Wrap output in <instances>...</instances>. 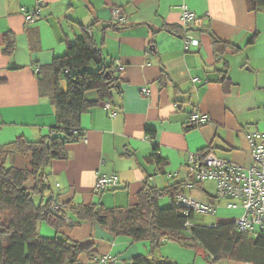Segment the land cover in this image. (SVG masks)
I'll return each instance as SVG.
<instances>
[{"label": "crops", "instance_id": "crops-1", "mask_svg": "<svg viewBox=\"0 0 264 264\" xmlns=\"http://www.w3.org/2000/svg\"><path fill=\"white\" fill-rule=\"evenodd\" d=\"M39 1L43 6L37 20L27 22L22 9L34 11ZM183 4L198 19L190 27L200 40L194 52H186L183 46L187 30L178 8ZM113 8L123 11L125 24L113 21ZM84 28L102 47L106 64L117 68L119 87L110 99L83 115L86 139L68 146V160L54 161L46 169L50 188L45 199L125 208L134 202L146 179L157 186L188 179L192 152L210 150L220 159L251 164L246 134L264 129V11H252L248 0H0V146L17 139L41 141L54 134L55 111L39 95L36 71L65 55L69 44L87 35ZM7 33L15 39L12 55L4 53ZM214 36L239 50H228L217 59ZM117 61L125 65V71H119ZM225 68L231 80L229 91L220 84ZM144 88L148 96L142 95ZM86 98L98 100V95L90 92ZM106 102L116 117L104 109ZM195 110L206 113L209 121L187 130ZM149 131L155 132L159 155L167 161L164 172L148 160L153 152ZM31 160L30 154L16 155L7 164L27 169ZM99 174L117 175L121 187L96 194ZM30 180L28 188L34 186ZM193 193L206 201L204 191L194 188ZM169 204L168 199L161 201L163 207ZM231 210L242 214L240 209ZM69 217L75 220L73 214ZM226 222L234 220L220 218L210 226ZM39 232L45 238L60 235L46 223L39 224ZM61 232L81 245H91L95 256H117L113 264H133L135 257L150 254L148 242L114 237L89 222ZM155 257L176 264H249L214 263L204 250L173 242H165ZM90 261L86 254L80 257V264Z\"/></svg>", "mask_w": 264, "mask_h": 264}, {"label": "trees", "instance_id": "trees-1", "mask_svg": "<svg viewBox=\"0 0 264 264\" xmlns=\"http://www.w3.org/2000/svg\"><path fill=\"white\" fill-rule=\"evenodd\" d=\"M248 2L252 11H264V0ZM32 12L37 14V11ZM86 34L69 44L65 55L55 57L50 64L41 66L37 75L39 95L48 100L55 111L54 134L41 141L17 139L0 146V264H80L83 254L93 259L95 254L91 245H81L61 232L85 222L100 226L114 237L129 238L132 242H148L150 254L135 257L133 264H176L167 258L155 257L165 242L196 251L202 249L214 263L233 260L264 264V233L253 236L239 232L235 221L212 226L197 224L193 220L196 214L201 213L187 212L176 203L179 196L183 195L217 206L224 201L218 198L215 181H196L189 176V171L188 179H174L172 184L165 187L154 185L146 179L134 202L125 208H107L100 203L75 204L73 201L58 204L55 197L45 199L44 193L50 188L45 183L46 169L54 161L68 160V146L82 138L83 115L110 99L113 91L119 87L117 68L114 64H106L102 47L97 45L92 35ZM213 38L217 59L223 58L228 50H239L227 41L215 36ZM4 41L5 55H12L16 48L14 35L7 33ZM91 65L97 69L89 70ZM226 69L221 71L220 84L224 91H229L231 80ZM91 91L97 93L98 100L86 98V94ZM201 126L190 125L187 130ZM147 134L153 144V152L148 160L160 172H164L167 161L159 155V146L154 141L155 132L149 131ZM210 152L201 151L205 154ZM26 154L32 157L29 168L7 166L9 157ZM170 177L176 178V175ZM30 179H33L34 186L28 188L26 184ZM205 182L215 184L214 196L203 190ZM194 188L207 193L206 201L190 194ZM37 197L40 199L38 202ZM163 199L170 201L169 206H161ZM218 208L212 215L216 214ZM70 214L74 215L75 220L69 217ZM40 223H46L60 235L55 238L41 236Z\"/></svg>", "mask_w": 264, "mask_h": 264}, {"label": "built area", "instance_id": "built-area-1", "mask_svg": "<svg viewBox=\"0 0 264 264\" xmlns=\"http://www.w3.org/2000/svg\"><path fill=\"white\" fill-rule=\"evenodd\" d=\"M43 2L39 1L34 11H39ZM182 23L188 27L197 21V15L187 5H180ZM22 13L26 16L27 22H35L36 14L23 8ZM113 21L117 24H125L127 19L120 8L112 11ZM90 33L89 29H86ZM184 50L194 52L200 48L199 39L190 32L184 36ZM119 71H125V65L116 62ZM39 73V69L36 71ZM198 79H193L197 82ZM142 95L148 96L149 90L142 89ZM104 109L110 117H116L117 112L109 102L104 103ZM209 121V116L201 111H193L189 117V123L194 126H201ZM83 135V134H82ZM251 145L252 162L244 166L218 158L210 153H190L188 156V171L196 181L213 180L217 184L218 198L224 200L228 209L242 210L241 216L235 221L239 232L258 236L264 233V129L246 134ZM83 140L86 138L83 137ZM154 181V178H150ZM45 183L48 184L45 177ZM121 187L117 175H97L94 191L104 193L109 190H116ZM177 204L181 205L187 212L195 211L201 214H214L219 207L210 203H202L190 196H179ZM58 208V207H57ZM258 228V231L255 229ZM117 256L106 254L95 256L89 264H113L117 262Z\"/></svg>", "mask_w": 264, "mask_h": 264}, {"label": "rangeland", "instance_id": "rangeland-1", "mask_svg": "<svg viewBox=\"0 0 264 264\" xmlns=\"http://www.w3.org/2000/svg\"><path fill=\"white\" fill-rule=\"evenodd\" d=\"M113 9H115V8H113ZM113 9H112V11H113ZM37 18V17H36ZM37 20V19H36ZM198 20V19H197ZM197 21H195V23H196ZM183 24V23H182ZM183 27L184 28H186V30H187V32H186V34L187 33H191V31H189V29H190V27H191V25L189 24V26L188 27H186V26H184L183 25ZM84 31L85 32H87L86 31V28H84ZM185 34V35H186ZM198 38V37H197ZM183 39H184V37H183ZM183 39H182V41H183ZM199 39V38H198ZM199 42H200V40H199ZM183 46H184V42H183ZM89 70H96L97 69V67L96 66H94V65H91L89 68H88ZM91 92H94V93H96L95 91H91ZM88 93H90V92H88ZM87 93V94H88ZM86 94V95H87ZM89 100V99H88ZM7 166H10V164L8 163L7 164ZM47 179V178H46ZM30 181H33V179H31ZM26 186H30L29 184H28V182H27V184H26ZM160 186H162V187H165V186H167V184L166 183H164V185H160ZM202 187H203V190H206L210 195H212V196H214L215 195V193H216V189H215V184L214 183H210V182H205V183H203V185H202ZM109 191H111V190H109ZM47 194H48V192H47ZM204 195V194H203ZM193 196L195 197V198H197L196 197V193H193ZM207 197V196H206ZM198 199V198H197ZM38 200V199H37ZM39 201V200H38ZM37 201V202H38ZM236 211V212H235ZM196 217L194 218V220H193V222H196L197 224H202V225H206V226H209L211 223H213V221L215 222V221H217L218 219H226V220H234V221H236L238 218H239V216H240V214L237 212V210H231V209H228L227 207H226V203H225V201H222L221 202V204L219 205V208H218V210H217V212H216V214L215 215H210V214H196L195 215ZM255 231H258V228H256L255 229ZM251 235V234H250Z\"/></svg>", "mask_w": 264, "mask_h": 264}, {"label": "bare ground", "instance_id": "bare-ground-1", "mask_svg": "<svg viewBox=\"0 0 264 264\" xmlns=\"http://www.w3.org/2000/svg\"><path fill=\"white\" fill-rule=\"evenodd\" d=\"M111 106H112V105H111ZM113 109H114V108H113ZM114 110H115V109H114ZM107 112H108V111H107ZM116 116H117V115H116ZM111 118H112V117H111ZM113 118H114V117H113ZM189 124H190V123H189ZM190 125H191V124H190ZM83 137L86 138V134H85V132H83L82 138H83ZM82 138H81V140H83ZM212 153H213V152H212ZM213 154H214V153H213Z\"/></svg>", "mask_w": 264, "mask_h": 264}]
</instances>
